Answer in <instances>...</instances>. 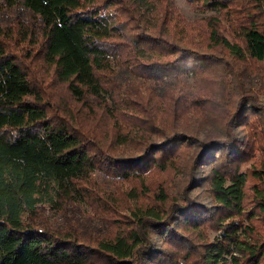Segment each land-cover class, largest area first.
Segmentation results:
<instances>
[{"label": "trees", "instance_id": "obj_1", "mask_svg": "<svg viewBox=\"0 0 264 264\" xmlns=\"http://www.w3.org/2000/svg\"><path fill=\"white\" fill-rule=\"evenodd\" d=\"M184 1L0 0V264H264V0Z\"/></svg>", "mask_w": 264, "mask_h": 264}, {"label": "rangeland", "instance_id": "obj_2", "mask_svg": "<svg viewBox=\"0 0 264 264\" xmlns=\"http://www.w3.org/2000/svg\"><path fill=\"white\" fill-rule=\"evenodd\" d=\"M176 4L178 5V7L181 9V11L184 13V15L189 18V19H194L197 16H203L205 15V13H200V12H195L193 11L189 5L184 1V0H175ZM223 27L225 28L224 31L227 32V35H232L231 34V27L228 26V23L226 21H223ZM42 61L39 58L33 65H32V75L34 77H38V79H42L45 81V88H47V90L49 91L48 94H46V98H48V96H50V99H52V101H57V102H63L64 99V88L62 87V85H58L57 83H55V81L52 80V75L48 76L44 73V77L41 76L40 74V70L42 69L41 64ZM258 66V74L257 75H252V78H254V91L255 94L259 96V98H263L264 97V61L262 62H258L257 63ZM255 68V67H254ZM253 69V68H252ZM251 69V70H252ZM253 73H257V69L255 68ZM48 76V77H47ZM140 81L141 79H137L136 83ZM148 84H151L150 82H146ZM67 97V96H66ZM49 99V98H48ZM262 160V156H261V152L257 149L255 151V154L253 157H251V159H249L247 162H245L242 165V170H247L252 168L253 165L258 164L260 161ZM95 178L96 181L95 183H99V186L101 187L100 190H106L109 193L106 192L107 196H110L109 202L112 204H118L119 200H120V192L122 190L127 189L126 187L129 186V184H124L122 183V181L119 178H113V177H107V176H103L100 173H95ZM254 181H257V179H254L253 177L250 178V184ZM136 184H138V181L136 180ZM122 188V189H119ZM202 188H197L195 190V192H200ZM105 193L104 191L101 192V194ZM114 193L117 197H113ZM105 196V195H104ZM202 197L206 196L205 193L203 192ZM116 198V199H115ZM208 198V196L206 197V199ZM82 207L77 208L76 210L80 209L78 211L79 215H84V214H89L91 216L94 215V211L92 210L91 207L87 206L86 204H82ZM250 207V205H247ZM120 213H118V215H114L116 218H120L121 216H119ZM52 216V215H51ZM83 221V220H82ZM59 222H62V219L59 220ZM90 223V222H89ZM115 224V223H114ZM88 223H85V229L83 231L89 232L90 231V226ZM98 228H100V232H104L106 225H104L103 223H99L98 224ZM217 232L215 231H210V238L213 239L215 236H217Z\"/></svg>", "mask_w": 264, "mask_h": 264}]
</instances>
